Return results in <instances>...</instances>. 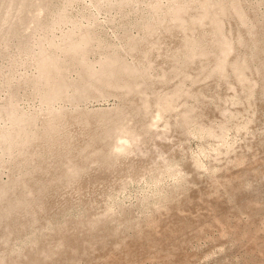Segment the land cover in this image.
Masks as SVG:
<instances>
[{
  "label": "rangeland",
  "instance_id": "obj_1",
  "mask_svg": "<svg viewBox=\"0 0 264 264\" xmlns=\"http://www.w3.org/2000/svg\"><path fill=\"white\" fill-rule=\"evenodd\" d=\"M68 1L0 0V262L264 264V0Z\"/></svg>",
  "mask_w": 264,
  "mask_h": 264
},
{
  "label": "bare ground",
  "instance_id": "obj_2",
  "mask_svg": "<svg viewBox=\"0 0 264 264\" xmlns=\"http://www.w3.org/2000/svg\"><path fill=\"white\" fill-rule=\"evenodd\" d=\"M109 1H105L103 5H109L111 3L112 4L118 3V0H114L113 2H109ZM75 3H76V0L68 1V3L66 4V9H70V7L73 4L75 5ZM35 9L33 10L32 16H28V12H26L25 10H20V11L17 12V14L14 17L9 15V10L7 9L5 15L3 17H0V35H2L3 32H9L12 29L14 31L18 30L17 26L20 25V24L22 25V23H23L22 22L23 18L21 17L22 13H27L26 16L24 17V22H26V20L29 17H30L29 18L30 21L33 20L34 22H36L37 18L39 17V15H41V13L43 12L44 7L43 6H39L36 11H35ZM63 17H65L63 13H61L60 16H57V15L53 16V18H52L53 21H59L56 24L57 27H63L64 25H67L66 21H62L61 20V18H63ZM94 21L95 20H93L92 22H87L88 26H86V29H82L83 28V23L81 21H77L76 22L77 24H72V26H74L75 29L82 30L81 35H83L81 37L79 43L74 45V49H76V50L77 49H81V48H83L86 45V43L88 41V35H89V30L88 29H89L90 25L94 24ZM199 22H201V21H199ZM69 26H71V25H69ZM50 31L52 32L53 30L51 29ZM37 37H38V35H37ZM230 45L227 48L224 49L223 56L221 58V62L219 63V67H218L220 70H223L225 68V61H226L227 57L229 56L230 52L233 49L232 48L233 46H230ZM222 61H224V63L222 64V67H220ZM108 66H109V64H108V62L106 60L101 61L100 65H99V68H98V72H104L105 70H107ZM87 83L88 82H85V85ZM179 88H180L179 90H181L182 85L179 86ZM61 89H64V92L67 95H71L73 97L75 106H77V107L80 106L81 107L82 103L84 102V99L82 98V93H83V89L82 88H78V87H75V86H70V85H67V84H61V85L55 87L53 89L54 91L53 90L52 91L53 92H57V91H59ZM61 98H62V96H58V99L53 104L54 107H52V108H47L46 107L45 108L44 106H48L49 103H50L49 101H47V100H49V98L48 97H42L39 100L40 103L38 102L40 104V108H39L38 111H40V110H45V111L50 110L48 112L57 111L59 109V104L63 102V100ZM167 98H173V96H168ZM169 100L171 101V99H169ZM26 110H22V108H20L19 117L18 118L24 117ZM162 120H164V118L162 119L161 113L160 112H156L154 114V116L152 117L150 123L145 128V133H149V132L151 134H153V133H162L164 130H161V132H156L155 131V130H157L156 126H158L159 125L158 123L160 121H162ZM164 123H165L164 126H166V128H167L168 123L167 122H164ZM116 131H119L120 133L119 134L115 133V136H117V140H116L115 144H113L112 147H110V152L112 153L111 156L112 157H118V156H125L126 157L129 154H131L132 152H134V148H133L134 144H136L135 146H138L139 135H133L134 133L127 132L122 127H118L116 129ZM162 135H164V134H162ZM20 257H23V256H20ZM17 259H19V258H17ZM27 261H29V260H27ZM16 262H17V260L16 261L15 260H10V261H8V262L6 261L4 263L0 262V264H16ZM20 264H21V262H20Z\"/></svg>",
  "mask_w": 264,
  "mask_h": 264
}]
</instances>
